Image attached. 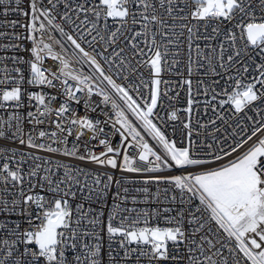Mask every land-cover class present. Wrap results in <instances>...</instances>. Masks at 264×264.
Instances as JSON below:
<instances>
[{
  "label": "snow or ice",
  "instance_id": "obj_1",
  "mask_svg": "<svg viewBox=\"0 0 264 264\" xmlns=\"http://www.w3.org/2000/svg\"><path fill=\"white\" fill-rule=\"evenodd\" d=\"M0 264H264V0H0Z\"/></svg>",
  "mask_w": 264,
  "mask_h": 264
},
{
  "label": "built area",
  "instance_id": "obj_2",
  "mask_svg": "<svg viewBox=\"0 0 264 264\" xmlns=\"http://www.w3.org/2000/svg\"><path fill=\"white\" fill-rule=\"evenodd\" d=\"M166 78H167V77H166ZM171 131H172L171 128H169V129H168L169 134H171ZM174 138H175V139H179V134L177 133L176 136H175ZM117 139H118V138H117ZM88 167L91 168L92 165H88Z\"/></svg>",
  "mask_w": 264,
  "mask_h": 264
}]
</instances>
